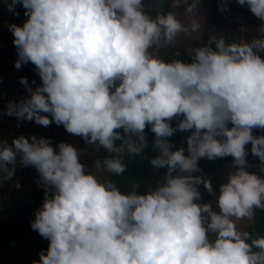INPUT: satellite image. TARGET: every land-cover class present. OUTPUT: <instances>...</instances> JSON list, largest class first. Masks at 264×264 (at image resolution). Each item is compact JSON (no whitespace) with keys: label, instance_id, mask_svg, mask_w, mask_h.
<instances>
[{"label":"clouds","instance_id":"obj_1","mask_svg":"<svg viewBox=\"0 0 264 264\" xmlns=\"http://www.w3.org/2000/svg\"><path fill=\"white\" fill-rule=\"evenodd\" d=\"M17 2L27 18L8 26L17 49L14 66L31 62L42 83L27 88L26 98L9 101L6 113L63 125L112 153H139L148 124L159 149L150 163L167 168L155 189L124 194L86 172L69 143L54 150L34 135L0 143L4 178L19 156L48 189L30 227L49 243L33 264H264V235L249 243L250 233L238 227L264 209V178L244 167L250 142L264 171V135L252 134L264 128V0H237L261 20L259 37L226 41L213 33L189 50L187 62L165 60L152 49L201 30L198 0H170L172 10L154 17L143 11L142 0H11L14 14ZM181 5L183 19L176 12ZM20 83L27 87L24 77ZM174 116H182L175 127ZM176 129L192 130L187 155L170 148L167 137ZM225 155L237 167L219 185L217 212L194 202L197 185L209 192L212 186L191 173L199 171L198 158ZM95 165L117 174L125 167L119 156Z\"/></svg>","mask_w":264,"mask_h":264},{"label":"rangeland","instance_id":"obj_2","mask_svg":"<svg viewBox=\"0 0 264 264\" xmlns=\"http://www.w3.org/2000/svg\"><path fill=\"white\" fill-rule=\"evenodd\" d=\"M10 2L11 0H0V143L6 141L9 145H11L14 137L21 135V132L17 117L7 114L5 111L8 102H18L26 98L29 95L27 88L34 90L37 85L42 83L39 75L35 71V65L31 62L22 63L19 68L14 66V61L17 59V49L13 44V34L8 26L11 23L22 25L27 17L24 13L19 15L20 11L24 10L19 2L15 5V13L18 14H14L13 11L9 10L7 3ZM142 2L144 4L143 11L148 15L160 5V0H142ZM168 2L170 7V0ZM208 5L209 0H198L196 14L201 20V30L198 33L182 34L170 52H163L154 48L152 49L153 53L165 60L181 59L186 62L190 61L191 56L189 50L193 47L200 46L202 42ZM242 6L246 7L247 5ZM176 12L183 19V5L176 9ZM248 14L237 12L229 13V20L235 24V29L232 34L234 41H250L261 35L258 30L262 23L261 20L250 9ZM259 55L264 58V55L260 51ZM21 77L26 79L27 87L25 84L20 83ZM3 85L6 87L4 88ZM42 114L49 115V119L51 120L50 114ZM181 118L182 116H176L174 118L175 124ZM227 126L231 127V123L229 122ZM28 128L29 137L34 135L37 138L43 137L47 139L54 150H56L59 142H66L73 145L77 149L78 158L83 163L86 172H92L99 179L113 183L124 194L133 191L138 194H144L155 189L158 185H152L155 175L158 173L163 174L167 170L166 166H153L150 163V160L159 154V149L154 144L155 134L150 129L144 132L146 143L139 153H129L127 150L122 153H112L98 143H87L80 135L67 132L63 125H58L55 122L44 126L30 120ZM190 131L191 129H176L172 135L167 137L171 150L183 148L185 155H187L186 138L190 134ZM252 134L264 135V128H253ZM132 139H136L135 135L132 136ZM120 143L121 140H114V144L119 145ZM245 149L249 151V155L245 156L247 164L255 170L261 171V161L258 157L252 155L250 142L245 145ZM106 156L109 158L119 156L121 162L125 165L123 171L117 174L103 168L98 170L95 161L98 159L102 160ZM217 158L220 165H225L224 167L228 177V174L234 171L237 165L229 163L228 155ZM8 167L13 168V174L10 177L4 178V173L0 172V222L12 225L22 216L23 208L32 200L33 193L39 186L41 180L34 166H24L19 163V156H17V162L14 165L9 164ZM218 194L219 186L212 189L210 198L207 201L212 209L217 212H219L218 205L216 204ZM256 209L254 210L253 220H241L238 222V227L248 232L255 229V236L264 235V216L258 217ZM208 236L210 240L214 238L213 233H208ZM15 252L16 247L11 246L9 249V257L12 258ZM39 259V253H37L35 255V261H39Z\"/></svg>","mask_w":264,"mask_h":264},{"label":"trees","instance_id":"obj_3","mask_svg":"<svg viewBox=\"0 0 264 264\" xmlns=\"http://www.w3.org/2000/svg\"><path fill=\"white\" fill-rule=\"evenodd\" d=\"M168 3V0H160V5L150 12V16L154 17L157 12L171 10ZM230 12L249 15V8L238 4L235 0H209L205 17L206 25L202 34V42L200 45L206 43L209 35L213 33L223 36L226 41H234L232 39V34L235 29V24L229 20ZM23 13L24 10H21L19 15H22ZM159 50L163 52H170L173 50V46H165L159 48ZM260 52L264 55V51ZM5 85H3L4 88L7 86ZM175 117L176 116L170 120V125L173 127L175 125ZM29 122L30 120L28 119H19V129L21 135H24L26 138L29 137ZM148 129H150V125L146 124L144 132ZM118 131L121 132L122 136L127 135L123 133L122 129H118ZM248 155L249 151L246 150V156ZM228 159L229 163L234 165L233 158L230 155H228ZM197 165L199 171H195L191 174L193 176L199 175L208 179L211 183L212 189L218 187L221 183L226 182L228 177L226 175L225 165H220L218 158L208 159L207 157H200L197 160ZM244 167L247 171L264 178V171L255 170L247 164V161ZM166 171L163 174H156L152 185L160 184L163 181ZM173 174L175 175L177 173L174 172ZM196 187L200 192V197L194 202L198 204L207 203L211 192L204 188L203 183H200ZM47 190L48 189H46L45 185H43L40 181L39 186L33 193L32 200L23 208L22 216L12 225L0 222V264H33L37 253H40L42 250L46 252L49 243L48 240L42 237L36 230L32 229L30 227V222L34 219L35 211L42 206L45 192ZM256 214L258 217H262L264 216V210L257 208ZM249 233L250 238L248 242L250 243L251 237L255 236V229H252ZM11 246L16 247V252L12 258L9 257V249ZM253 251H259V249L253 247Z\"/></svg>","mask_w":264,"mask_h":264}]
</instances>
